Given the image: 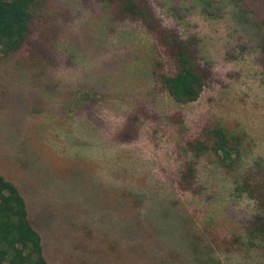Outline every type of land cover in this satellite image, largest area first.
<instances>
[{"label": "rangeland", "instance_id": "obj_1", "mask_svg": "<svg viewBox=\"0 0 264 264\" xmlns=\"http://www.w3.org/2000/svg\"><path fill=\"white\" fill-rule=\"evenodd\" d=\"M202 1L147 0L164 28L199 39L198 64L207 80L195 102L167 96L148 72L156 57L153 35L137 24L113 23L98 0H47L32 42L0 62V173L31 208L46 216L50 206L51 214L67 219L66 239L79 227L89 231L79 238L97 239L98 264H110L103 253L109 242L122 249L119 264H128L135 240L146 234L165 249L192 233L202 237L198 253L212 250L210 264H264V234L248 232L256 206L234 191L254 162L264 161L259 30L208 16ZM180 4L188 9L171 13ZM40 32L48 38L40 40ZM81 94L92 100L69 113L68 103ZM127 119L133 129L123 138ZM215 124L244 137L234 171L213 156L191 158L184 148L202 126ZM186 159L197 167L194 195L174 188ZM164 197L176 212L162 204ZM54 235L47 238L60 242ZM75 255L61 262L71 264ZM198 258L205 262L207 255Z\"/></svg>", "mask_w": 264, "mask_h": 264}, {"label": "trees", "instance_id": "obj_2", "mask_svg": "<svg viewBox=\"0 0 264 264\" xmlns=\"http://www.w3.org/2000/svg\"><path fill=\"white\" fill-rule=\"evenodd\" d=\"M98 1L107 7L109 15L106 13L105 17H110L113 23L137 24L153 35L155 42L153 53L156 57L151 61L148 72L172 101L187 104L195 102L200 97L207 76L205 69L198 64L199 39L196 36L181 39L174 30L164 28L155 17L147 0ZM220 2L222 1H202L201 11L208 16L220 18L227 16L235 26L252 33L259 30L257 60L259 66L264 69V0ZM46 6L47 0H0V62L23 52L32 42L36 21L42 16V12L47 11ZM169 9L171 13L178 14L177 10L188 8L180 4L179 8L169 7ZM173 17L178 16L173 14ZM55 34L56 30L51 31V38H54ZM47 38V32H40V40L44 41ZM81 95L82 98H78L77 95L70 104L68 103L69 113L92 100L87 94ZM76 101L79 102L78 105ZM135 118L136 115L133 119ZM133 124L132 119L125 120L119 136L126 138ZM243 140V135L232 133L223 126L215 124L209 127L202 126L195 138L185 142L184 148L191 154V158L213 156L220 168L231 172L238 167ZM174 184L178 193L194 195L198 192L197 167L192 159H186L180 165L174 177ZM234 191L245 193L256 206V214L248 230L249 234H264L263 160L257 159L254 162L240 181L235 183ZM166 198L162 199V204H165L171 212H176L173 202L170 203ZM49 207L45 208L46 216L41 210L31 208L17 186L0 173V264H70L66 259L62 263L61 257L75 255L71 254L75 252L71 264H98L101 255L97 253V239H80V234L86 237L90 235L89 231L81 227L69 233V238L66 239L64 228L67 219L63 216H54ZM49 215L52 216V225L48 224ZM178 215L184 216L181 213ZM187 222L191 225L188 219ZM52 233H55L54 238L61 235L63 240L51 243L47 237ZM44 236L47 240H44ZM191 236L192 239L181 240L176 247L166 246L164 249L158 244L153 246L156 239H151V236L146 234L143 239L135 240L133 250L135 257L131 256L128 264H203L204 261L199 260L198 255H207L204 264H210V253H213L212 250L210 251L211 248L207 245L206 249L210 251L209 253H198V240L202 237H198L195 233ZM120 249L115 242L107 244L103 253L105 257L108 255L111 258L107 257L110 264H119L121 256H116V252Z\"/></svg>", "mask_w": 264, "mask_h": 264}]
</instances>
